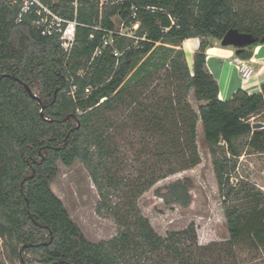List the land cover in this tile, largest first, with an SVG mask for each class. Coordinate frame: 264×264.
Instances as JSON below:
<instances>
[{"label": "trees", "instance_id": "1", "mask_svg": "<svg viewBox=\"0 0 264 264\" xmlns=\"http://www.w3.org/2000/svg\"><path fill=\"white\" fill-rule=\"evenodd\" d=\"M258 1L46 0L77 23L68 55L60 35H41L34 13L19 21V5L0 0V264H163L164 254L176 264H202L188 254L197 241L193 223L164 238L138 206L157 183L201 163L199 123L225 205L228 245L248 240L264 253V195L232 182L244 150L264 155V122L261 129L251 122L264 117V85L261 93L238 90L222 101L206 66L208 40L222 41L231 29L255 38L242 60L264 44ZM114 17L126 28L138 24L134 35L116 34ZM192 38L200 47L190 68L180 45ZM106 39L112 44L103 47ZM127 130L140 133L130 141L142 146L139 167L130 166L121 142ZM76 162L98 191V214L118 225L110 241H88L51 189L59 163ZM192 187L186 179L157 194L186 208Z\"/></svg>", "mask_w": 264, "mask_h": 264}, {"label": "rangeland", "instance_id": "2", "mask_svg": "<svg viewBox=\"0 0 264 264\" xmlns=\"http://www.w3.org/2000/svg\"><path fill=\"white\" fill-rule=\"evenodd\" d=\"M51 1L56 3L58 0ZM108 2L109 0H101L100 5L103 6ZM254 9L264 13V0L258 1ZM113 20L119 31H127L129 37L133 36V32H129L124 27L119 17H114ZM189 101L194 109L198 110L200 103L192 94L189 96ZM251 122L263 124L264 117L257 116L252 118ZM134 134L140 135L139 131L133 133L127 130L123 133L124 142H121L125 146L127 157L131 160L130 166L139 167L140 164L134 159L135 153L140 152L142 146L137 140L130 143ZM121 136L118 138L122 139ZM197 144L201 163L194 169L160 181L140 197L138 206L143 216L150 221L155 232L164 238L171 232L185 231L193 223L197 241L189 242L191 248L188 254L193 260L202 261V264H264V253L251 246L248 240L240 242L235 247L228 245L230 234L225 217V205L218 190L213 157L205 142L201 123L198 124ZM58 166L59 172L51 183V189L63 202L71 219L79 226L88 241L92 243L110 241L117 235L118 225L112 219L98 214L97 205L100 203V196L85 167L80 162L70 167L62 163ZM130 172H134L132 168ZM186 179H190L193 184L189 206L184 208L179 205H166L157 192ZM232 182L235 185L239 182L249 183L264 195V156L244 150L232 175ZM114 201H117V198H114ZM162 258L163 264H176L170 254H164ZM157 260L158 257L153 256L151 262Z\"/></svg>", "mask_w": 264, "mask_h": 264}, {"label": "crops", "instance_id": "3", "mask_svg": "<svg viewBox=\"0 0 264 264\" xmlns=\"http://www.w3.org/2000/svg\"><path fill=\"white\" fill-rule=\"evenodd\" d=\"M130 32H133L134 35L135 31ZM208 42L206 66L218 82L220 100L228 101L232 99L238 90H243L250 95L262 92V86L264 85V44L254 48L251 58L244 60L253 69L252 76L246 80L242 77L238 66L231 63L238 59L237 49L231 46H222L221 41L215 39H209ZM199 47L200 40L198 38L185 40L180 45L190 68L193 66L194 55Z\"/></svg>", "mask_w": 264, "mask_h": 264}, {"label": "built area", "instance_id": "4", "mask_svg": "<svg viewBox=\"0 0 264 264\" xmlns=\"http://www.w3.org/2000/svg\"><path fill=\"white\" fill-rule=\"evenodd\" d=\"M19 5V21L29 13H34L36 15V20L34 22L35 26L40 30L41 35L46 37L60 35L61 47L69 55L75 44V27L77 23L75 21H67L61 18L57 13H55L52 8L46 3V0H12V4ZM75 8L77 9V1L74 3ZM71 26L69 32L66 31L65 25ZM138 28V24H135L133 27L127 29L130 31H135ZM127 31H119L118 35L121 36H130ZM112 44V40L106 39L103 47ZM102 53L101 49H98L95 55H100ZM116 57H119L118 53H115ZM235 63L244 79H249L253 74V69L247 64L246 61L238 58ZM77 87L72 88V94L75 93ZM89 92V89L87 90Z\"/></svg>", "mask_w": 264, "mask_h": 264}, {"label": "water", "instance_id": "5", "mask_svg": "<svg viewBox=\"0 0 264 264\" xmlns=\"http://www.w3.org/2000/svg\"><path fill=\"white\" fill-rule=\"evenodd\" d=\"M255 38L251 34L241 33L238 30L231 29L227 32L223 40L221 41L222 46H231L237 49V55L244 51L247 47L253 45ZM26 90L33 98L37 96L31 91L28 86H25ZM254 129L263 128V124L257 123L253 125Z\"/></svg>", "mask_w": 264, "mask_h": 264}]
</instances>
